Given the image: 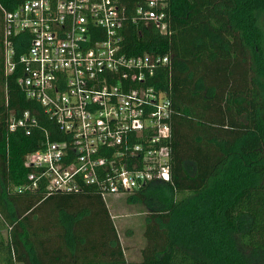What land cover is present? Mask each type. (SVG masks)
I'll use <instances>...</instances> for the list:
<instances>
[{
	"label": "trees",
	"instance_id": "obj_1",
	"mask_svg": "<svg viewBox=\"0 0 264 264\" xmlns=\"http://www.w3.org/2000/svg\"><path fill=\"white\" fill-rule=\"evenodd\" d=\"M260 10L264 0H169L167 33L127 28L126 52L170 58L148 81L171 98L172 178L130 195L149 207L137 261L126 258L107 201L93 187L29 188L26 154L42 146L45 129L53 139L63 135L21 90L19 70L5 73L1 42L0 264H264ZM27 109L37 123L10 130L12 115Z\"/></svg>",
	"mask_w": 264,
	"mask_h": 264
},
{
	"label": "built area",
	"instance_id": "obj_2",
	"mask_svg": "<svg viewBox=\"0 0 264 264\" xmlns=\"http://www.w3.org/2000/svg\"><path fill=\"white\" fill-rule=\"evenodd\" d=\"M8 1H0L5 73L19 70L21 90L63 135L45 129L42 146L26 154L29 188L91 186L107 201L171 181V98L148 81L169 55L131 54L124 44L130 25L167 33L169 0ZM36 123L27 109L9 129Z\"/></svg>",
	"mask_w": 264,
	"mask_h": 264
},
{
	"label": "rangeland",
	"instance_id": "obj_3",
	"mask_svg": "<svg viewBox=\"0 0 264 264\" xmlns=\"http://www.w3.org/2000/svg\"><path fill=\"white\" fill-rule=\"evenodd\" d=\"M257 16L259 25L264 29V11H258ZM2 29L0 11V58ZM131 193L109 196L107 204L125 249L126 258L129 261H137L141 258V249L146 244L144 229L149 207L139 198L130 197ZM150 202L153 203V201Z\"/></svg>",
	"mask_w": 264,
	"mask_h": 264
},
{
	"label": "crops",
	"instance_id": "obj_4",
	"mask_svg": "<svg viewBox=\"0 0 264 264\" xmlns=\"http://www.w3.org/2000/svg\"><path fill=\"white\" fill-rule=\"evenodd\" d=\"M141 254V253H140Z\"/></svg>",
	"mask_w": 264,
	"mask_h": 264
}]
</instances>
